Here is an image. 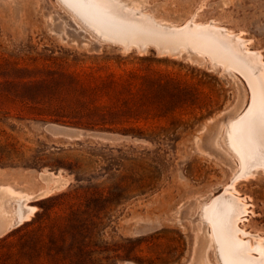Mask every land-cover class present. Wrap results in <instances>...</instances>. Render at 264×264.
<instances>
[{"label": "rangeland", "instance_id": "obj_1", "mask_svg": "<svg viewBox=\"0 0 264 264\" xmlns=\"http://www.w3.org/2000/svg\"><path fill=\"white\" fill-rule=\"evenodd\" d=\"M72 1L0 0V264L264 260V148L250 163L231 141L247 116L264 123V79L100 29L105 12L212 27L259 78L264 0Z\"/></svg>", "mask_w": 264, "mask_h": 264}, {"label": "bare ground", "instance_id": "obj_2", "mask_svg": "<svg viewBox=\"0 0 264 264\" xmlns=\"http://www.w3.org/2000/svg\"><path fill=\"white\" fill-rule=\"evenodd\" d=\"M68 1L70 3L73 2L72 0ZM96 2H93V5H95V7H100ZM82 12L84 14L86 13L83 9ZM106 14L105 12L104 15H101V18L103 17V23L100 24L102 33L106 34L109 40L121 43L126 48L137 46L143 49L153 45L160 54L171 55H177L183 50H189L196 54L208 55L212 57L216 63H222L225 68H232L242 72L253 82H257V79H264V71H260L261 76L259 78L254 77V58L245 55L241 49V43L234 38L226 36L218 29L197 26L171 28L161 26L148 19L145 21L136 20L133 18L134 15L132 14L126 16L122 15L121 17L116 16L114 19H110ZM88 15L97 18L99 14L96 15L95 10H92L91 12L89 11ZM157 22L160 23L159 21ZM262 89L261 87L257 89L256 109L261 107V104L264 102L263 96L261 95ZM253 118H250V116L244 118L243 122L236 125L231 133V141L243 150L247 162L250 163H252L255 156L259 154L260 149L264 148V123L258 126V123L255 122ZM261 129H263V132L261 131L262 135L260 134ZM253 165L264 167V159L254 161ZM252 174L253 173H251V175ZM220 207L221 205L218 206V208ZM227 208L229 210L227 218L226 215V219L224 218L228 226L226 230H228L227 232L229 235H234L236 233L235 215L240 207L233 201L232 204L229 206L227 205ZM31 212L32 210L29 207H24L15 223L11 225H19L24 220L28 219ZM215 217L217 223L220 224L219 218H217V216ZM227 247L231 249L230 245ZM259 249L260 252H264V247L262 245H259ZM253 250L254 248L250 246L244 247L242 253L246 255V253L252 252ZM228 259L230 264L237 263V258L233 250L228 252ZM243 264H264V260L262 258L257 261L248 260Z\"/></svg>", "mask_w": 264, "mask_h": 264}]
</instances>
